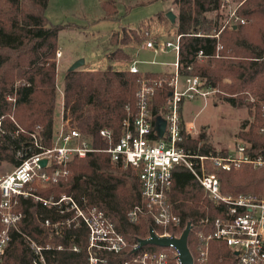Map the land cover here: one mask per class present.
I'll return each instance as SVG.
<instances>
[{
	"label": "trees",
	"instance_id": "16d2710c",
	"mask_svg": "<svg viewBox=\"0 0 264 264\" xmlns=\"http://www.w3.org/2000/svg\"><path fill=\"white\" fill-rule=\"evenodd\" d=\"M49 0H0V120L4 133L0 136V164L12 166L37 151L32 134L49 146L55 126L57 34L64 26L52 24L45 16ZM106 17L117 16L115 0L101 1ZM177 14L172 21L175 34L180 35L179 73L200 76L212 87L214 96L233 107H244L248 118L239 125L238 136L249 144L245 153L257 158L264 150V0H244L236 14L243 22L230 28L209 16L220 7L221 0H172ZM136 29L114 31L109 37L112 45L126 46L140 42ZM221 54L217 53V48ZM199 51L202 56L198 57ZM108 59L127 61L128 52L117 47L108 52ZM163 72L147 71L144 76L128 69L78 68L67 71L63 83V115L82 132L95 135L101 128L112 129L120 135L122 120L127 117L126 106L136 110L140 80L153 86L148 105L153 115L164 108L169 96L165 81L159 86ZM254 98L252 101L249 98ZM184 128V125H183ZM185 133V132H184ZM185 149L205 154L221 155L204 132L197 139L185 133ZM67 174L58 181L38 188L35 193L56 201L62 194L71 195L81 206H96L103 210L124 235L128 248L147 236L151 218L140 217L136 222L127 213L141 201L140 184L130 167L112 165L106 153H96L86 159L68 163ZM223 194H264V163L255 167L242 163L239 167L218 174ZM168 202L180 220L172 232L191 229L187 246L194 257L198 235L205 232L202 219L219 215L220 205L209 200L190 171L178 167L168 192ZM22 211L19 222L22 233L31 237L43 249L49 264H86L87 232L75 222L61 223L68 214H60L56 206L43 205L32 197L19 198L16 208ZM49 220V225L45 224ZM59 222L54 228L51 224ZM1 227V225H0ZM47 244L51 247L45 248ZM60 246L61 248H58ZM77 246L78 250H73ZM143 249L164 251L169 264H177L171 248L147 245ZM34 253L21 234H14L6 249L3 264H33ZM207 264H235L234 254L221 241H211Z\"/></svg>",
	"mask_w": 264,
	"mask_h": 264
},
{
	"label": "built area",
	"instance_id": "2783aa9c",
	"mask_svg": "<svg viewBox=\"0 0 264 264\" xmlns=\"http://www.w3.org/2000/svg\"><path fill=\"white\" fill-rule=\"evenodd\" d=\"M235 12L229 16L228 26ZM143 47L154 53H173L175 61L170 78L165 83L169 87L167 105L153 115L148 105V98L153 94V86L145 78L140 80L137 92L136 110L126 106L127 117L122 120L121 132L115 137L112 129L101 128L95 135L82 132L69 118H64L63 102L58 124L54 126L49 146H44L32 134L33 144L37 148L20 160L7 173H0V264H3L6 249L14 234H21L28 247L33 251V264H49L42 253L43 247L31 237L21 232L19 222L23 219L22 211H17L19 198L32 197L48 207L54 205L60 214H68L61 223L75 226L81 224L87 232L86 264H169L168 254L139 248L138 241L128 248V243L110 217L96 206H81L71 196L62 194L56 201H50L35 193L34 184L47 185L58 181L67 174V165L74 159H86L96 153H106L112 165L130 167L140 184L141 201L127 213L131 222L142 216L151 218V226L146 238L153 231L158 237L178 238L182 231L172 232L168 227H178L180 220L168 202V192L173 175L178 167L187 169L202 186L209 200L220 205L219 215L213 219H202L204 233L198 235L193 264H207L209 244L221 241L234 254L235 264H264V197L252 193L223 194L220 189L219 172L229 171L242 163L259 167L264 163L263 153L257 158L245 153L246 146L237 144L234 152L225 155L208 152L200 154L183 147L185 133L180 114L181 104L185 101L202 100L205 102L215 90L205 85L197 75L179 73L180 35L174 40L148 38ZM219 47L217 48V53ZM57 56L61 51H57ZM202 56L199 51L198 57ZM128 71L139 74L138 61H131ZM163 81L159 80L160 86ZM62 93V91H61ZM157 117L165 121L161 136L156 128ZM185 132V133H184ZM4 133L0 120V136ZM191 136V135H190ZM45 159V165L41 161ZM49 225V220H45ZM59 222L51 225L56 228ZM191 225V224H190ZM191 229V228H190ZM152 245V244H148ZM156 246V245H153ZM50 244L45 246L48 249ZM160 247V246H158ZM58 248H61L58 246ZM177 264L178 251L171 245ZM77 251L78 247L74 246Z\"/></svg>",
	"mask_w": 264,
	"mask_h": 264
},
{
	"label": "rangeland",
	"instance_id": "374dc122",
	"mask_svg": "<svg viewBox=\"0 0 264 264\" xmlns=\"http://www.w3.org/2000/svg\"><path fill=\"white\" fill-rule=\"evenodd\" d=\"M102 0H49L45 10V16L52 24L64 25L57 34V49L53 60L56 62V108L55 116H59L63 102L64 76L69 67L78 59L83 58L84 64L79 68L105 69L108 66L114 69H128L131 61H138L140 76L147 71L163 72L167 75L159 78L168 81L175 61L173 53H154L143 47L148 38L174 40L175 24L167 16L168 12L177 14V8L172 0H115L117 16L106 17V11ZM244 0H221L217 10L209 12L212 19L220 17L219 21L228 27L229 16L236 14L237 8ZM239 18V17H238ZM244 20V19H243ZM235 17L230 22H235ZM237 22V21H236ZM245 23V20L244 22ZM136 29L141 38L140 42H130L126 46L119 45L129 53L127 61L108 59V52L119 47L109 42L112 32ZM57 51L61 55L57 56ZM221 54V51H218ZM62 91V93H61ZM254 98H249L252 101ZM167 105V100L164 107ZM264 115V102L260 106ZM180 114L182 124L189 131L192 138L197 139L204 132L208 142L219 151L226 149L234 152L237 144L249 146L247 142L238 136L239 125L248 118V110L244 107H233L227 102L211 95L202 100L185 101L181 104ZM57 125V118H55ZM264 125V121L262 126ZM264 128V127H263ZM14 166L7 162L0 164V173L10 172ZM42 184H34L33 189L43 187ZM264 197V194L261 195Z\"/></svg>",
	"mask_w": 264,
	"mask_h": 264
},
{
	"label": "water",
	"instance_id": "95a60500",
	"mask_svg": "<svg viewBox=\"0 0 264 264\" xmlns=\"http://www.w3.org/2000/svg\"><path fill=\"white\" fill-rule=\"evenodd\" d=\"M167 16L169 17V19H171L172 21L174 20V15L171 12L167 13ZM84 59L80 58L78 60H76L70 67H69V71H73L78 69L79 67L83 66L84 64ZM165 127V121L163 119H161L160 117H157L156 120V128L158 131V134L161 136V134L163 133ZM46 160L43 159L41 161L42 165H45ZM191 225L190 223L187 224L185 226V228L183 229L181 235L178 238L175 237H158L153 231H150V237L149 238H143L138 240V247L136 248V250H138L139 248L148 245V244H152V245H156V246H160V247H169L171 245H173L176 250L178 251V261L180 264H193V258L192 255L188 249L187 246V237L190 231Z\"/></svg>",
	"mask_w": 264,
	"mask_h": 264
}]
</instances>
